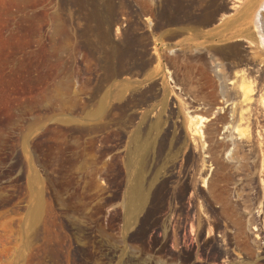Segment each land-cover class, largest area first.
Here are the masks:
<instances>
[{
	"label": "rangeland",
	"instance_id": "rangeland-1",
	"mask_svg": "<svg viewBox=\"0 0 264 264\" xmlns=\"http://www.w3.org/2000/svg\"><path fill=\"white\" fill-rule=\"evenodd\" d=\"M237 78L255 148L218 171L186 108ZM207 263L264 264V0H0V264Z\"/></svg>",
	"mask_w": 264,
	"mask_h": 264
},
{
	"label": "bare ground",
	"instance_id": "bare-ground-1",
	"mask_svg": "<svg viewBox=\"0 0 264 264\" xmlns=\"http://www.w3.org/2000/svg\"><path fill=\"white\" fill-rule=\"evenodd\" d=\"M237 79L231 83V85L234 87L233 89H237V92L233 97H229L225 101V103L230 102V108L227 107L226 110L223 107L219 108L220 111L223 110L224 113H219L218 115L216 114L213 120H211L206 125L204 124V129H202L203 126L201 125L204 123V121H206V119H209L208 117H210V112H206L203 108H199V106H195L189 102L186 108L192 113L194 120L192 121L194 125V131L198 135V143L201 151H203L202 153L208 155V158H211L212 161L209 162L212 164L214 163L216 165L214 166L219 168L218 171L231 169L237 162L239 163V161H244L242 159H249V155L251 154L250 152L255 148L253 145V137L251 132V128L253 127V109L251 107L252 104H250V101L252 100L250 98L252 86L250 87L249 84L244 82V79ZM225 153H230L229 160H224L223 155ZM238 165H240V163ZM218 194L223 195L222 192ZM218 194L214 197L215 201L221 204V209L224 211V213H229L234 207H231L232 205L230 206L229 201L225 200V197L223 198ZM243 240H240L236 243L234 241H228L227 246L222 248L224 251H240L243 254L242 263H257V260H259L260 257L258 255L254 256L251 252L249 244Z\"/></svg>",
	"mask_w": 264,
	"mask_h": 264
}]
</instances>
